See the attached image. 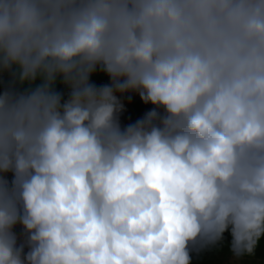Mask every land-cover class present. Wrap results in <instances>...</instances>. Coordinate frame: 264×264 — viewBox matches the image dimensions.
Segmentation results:
<instances>
[{
	"label": "clouds",
	"instance_id": "1",
	"mask_svg": "<svg viewBox=\"0 0 264 264\" xmlns=\"http://www.w3.org/2000/svg\"><path fill=\"white\" fill-rule=\"evenodd\" d=\"M5 76L0 264L256 254L264 0H0Z\"/></svg>",
	"mask_w": 264,
	"mask_h": 264
},
{
	"label": "trees",
	"instance_id": "2",
	"mask_svg": "<svg viewBox=\"0 0 264 264\" xmlns=\"http://www.w3.org/2000/svg\"><path fill=\"white\" fill-rule=\"evenodd\" d=\"M93 82L99 84L107 83L108 78L103 74H96L92 77ZM7 82V77H0V91L3 90L4 84ZM62 90V89H58ZM121 101L125 106V111L120 114V121L122 126L130 123H135L138 119H141L143 115L152 110L151 104H144L140 100L138 94L127 93L121 97ZM230 237H227L224 243L218 245L215 248L204 250L201 252H194L192 254V264H226L228 256L231 252L228 249V243ZM241 264H263L264 262V241H261L258 246L257 252L252 257H247Z\"/></svg>",
	"mask_w": 264,
	"mask_h": 264
},
{
	"label": "rangeland",
	"instance_id": "3",
	"mask_svg": "<svg viewBox=\"0 0 264 264\" xmlns=\"http://www.w3.org/2000/svg\"><path fill=\"white\" fill-rule=\"evenodd\" d=\"M246 257H234L232 254L228 256V261H232V264H241ZM264 264V262H263Z\"/></svg>",
	"mask_w": 264,
	"mask_h": 264
},
{
	"label": "water",
	"instance_id": "4",
	"mask_svg": "<svg viewBox=\"0 0 264 264\" xmlns=\"http://www.w3.org/2000/svg\"><path fill=\"white\" fill-rule=\"evenodd\" d=\"M16 231L19 233L20 229H19V228H17V229H16Z\"/></svg>",
	"mask_w": 264,
	"mask_h": 264
}]
</instances>
